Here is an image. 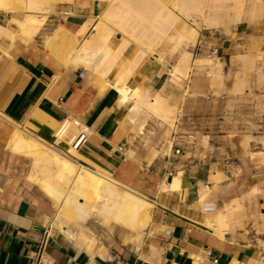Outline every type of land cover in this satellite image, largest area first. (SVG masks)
Wrapping results in <instances>:
<instances>
[{
    "label": "crops",
    "instance_id": "0c3cea01",
    "mask_svg": "<svg viewBox=\"0 0 264 264\" xmlns=\"http://www.w3.org/2000/svg\"><path fill=\"white\" fill-rule=\"evenodd\" d=\"M0 1V264H33L49 226L45 255L50 264H264V75L249 71L243 92H232L235 79L221 86L212 85L208 76L216 62L226 75L237 71L236 63L243 66L239 55L264 53V16L246 15L227 26L202 24L195 43L184 38L175 50V41L182 40L179 30L188 23L195 26L176 10L181 19L171 27L168 15L176 0H155L162 6L134 0L144 2L140 6L151 3L152 10L150 18H139L142 22L130 18L136 30L122 23L126 16L117 19L121 0H46L39 11L25 8L26 3ZM156 7L163 9L158 21ZM193 18L199 23V15ZM123 26L135 36L128 37ZM88 45H93L90 50ZM185 52L191 60L189 78L174 71ZM199 57L215 62L199 69ZM113 58L117 62H109ZM256 59L262 74L264 55ZM133 90L151 100L161 96L175 107L173 125L144 107L133 117ZM251 112L258 116L256 123L241 124ZM224 114L237 121H221ZM68 117L91 129L89 141L73 158L147 198V227L140 231L103 223L101 195L71 202L63 227L55 221L59 203L36 181L44 177L43 166L25 150L21 137L55 143L54 133ZM188 134H195V140ZM173 141L181 145V154L175 153ZM206 188L210 194L204 199ZM206 201L218 209L205 211ZM219 211L228 215L223 224L217 220Z\"/></svg>",
    "mask_w": 264,
    "mask_h": 264
},
{
    "label": "bare ground",
    "instance_id": "6f19581e",
    "mask_svg": "<svg viewBox=\"0 0 264 264\" xmlns=\"http://www.w3.org/2000/svg\"><path fill=\"white\" fill-rule=\"evenodd\" d=\"M44 1H46V0H9L7 3L8 4L11 3V2L26 3L25 8L28 5V9L33 10V11H39V10H41V6H42V4H43ZM64 1H66V0H64ZM111 1H113V0H111ZM121 1H123V2H121V5L122 6L118 4L119 5L118 8L121 9V10L118 13H116V16H117V19H119L118 17L122 18L121 20H123L124 19V16H126V19H125L126 21L123 20L122 23L125 24L126 22H128V23L125 24L127 28H128L127 25L129 24L130 21L136 22L137 20L138 21L140 20L139 18H141V20H142V18H146L148 16V14H149L148 12L151 10V7L149 5L151 3L148 2L149 4H147L146 1H145L146 4L144 6L142 5L143 6V9L142 10H140L139 7H142V6H140V4H142V3L144 4V2H142V3L140 2V4H137L136 2H133L134 0H132L130 3L126 4V3H124V0H121ZM125 1H127V0H125ZM113 2L116 3V0H114ZM127 2H129V1H127ZM137 2H138V0H137ZM7 3H5V4H7ZM117 3H119V1ZM154 3H155V0H154ZM154 3H152V4H154ZM3 4H4L3 1H0V6H3ZM155 4L158 5V4H160V2L155 3ZM161 4L159 6L164 5V4H162V5ZM111 5L113 6L112 3H111ZM135 5H139V7L137 8ZM115 6H117V5L115 4ZM166 6L167 5H165L162 8H169V7H166ZM1 8H4V7H1ZM144 8H147L149 10L147 11ZM158 8L156 7V9L153 10L155 12L154 16H155V19L157 21H158L159 17L161 16L160 15L161 14V11L163 10L162 9L160 11V10H158ZM176 10H179L180 12H182L190 20L192 19L193 22L195 23V26L189 25L188 27H184L185 26L184 25L182 27V29L180 28L181 31L180 30H179V32L176 31V32H178V36L181 37L182 40L181 39L180 40L178 39V40L175 41L176 42V43H174L175 46H174V44L172 46V49L174 48L175 50L177 48H179V46L181 44H183V42H184L183 39L184 38H186L188 44L191 43V42L195 43L196 38H198L197 37L198 31H200V28H201L202 24H204L206 27L207 26L208 27H213V26H219V24H224L225 25L226 23H229V22H232V23L235 22L236 23V21H240L246 15L249 16L250 18H253V19L254 18L263 17L264 16V0H176V3L174 4V9H172L171 12L168 15L169 18H170L169 20H170V23H171V27L172 28H174L175 25H176V23L179 22L178 20L181 19L180 16L176 13ZM141 11H143V12H141ZM169 11H170V9L168 10V12ZM40 13H42V12H40ZM104 13H106V12H104ZM193 14L199 15V19H200L199 20V23L197 22V20L195 18H193ZM102 16H104L105 19H108V18H106L107 16H105V15H102ZM116 16H114V17H116ZM152 16H153V14H152ZM132 17H133V19L130 20V18H132ZM137 17H138V19H137ZM110 18H112V17H110ZM114 19L116 20V18H114ZM134 19H136V20L134 21ZM115 20H113V22H116V23L118 22V26H119V23H120L119 20L118 21H115ZM150 21H152V19H150ZM104 22H106V21H104ZM31 24L29 23V26ZM132 24L134 25L135 23H132L131 22L129 24V26L130 27L131 26L133 27ZM100 25H102V24H100ZM103 25H105V24H103ZM96 26H98V25H96ZM118 26H116V27H118ZM225 26H227V25H225ZM38 27H39V25H38ZM104 27H107V26H104ZM123 27L124 28H122V29L128 35L127 31L129 30L130 27L128 28V30H125V28H126L125 26H123ZM132 27L130 29L136 30V29H134L135 27L134 28H132ZM136 27H137V25H136ZM30 28H33V27H30ZM108 28L109 27L104 28L105 29L104 31H108ZM120 29H118V30H120ZM132 30L130 31L131 32L130 33L131 35H128V37H130L132 35L135 36L134 35V31H132ZM109 31H111V29ZM112 31L115 32V30H113V29H112ZM97 32L99 33V30L96 31V34L98 35ZM111 32H110V35L112 34ZM63 33H64V31H63ZM104 33H106V32H104ZM100 34H102V32ZM126 34H124V35H126ZM135 34H136V31H135ZM142 34H144V33H142ZM97 35H95V36H97ZM102 35L105 36V34H102ZM139 35H140V33H139ZM166 35H167V33H166ZM106 36H108V33L106 34ZM72 37H73V35H72ZM99 37H100V35H99ZM137 37H138V35H137ZM139 37L137 39H139ZM141 37H142V35H141ZM131 38H133V37H131ZM90 39H92V38H90ZM106 39H108V38H106ZM125 39H126V37H125ZM133 39L135 40L136 38H133ZM159 39H158V41H159ZM73 40L76 41L75 39H73ZM89 40H87L88 43H89ZM93 40H95V43H96V39H93ZM170 40H173L174 41L175 40V37L173 36V39L170 38ZM90 41H92V40H90ZM97 41H98V38H97ZM71 42H72V39H71ZM136 42H138V41H136ZM139 42H141V40ZM170 42H172V41H170ZM75 43H72V48H73V44L76 45ZM84 43H86V42H84ZM107 43L109 44V42H107ZM103 44H106V42L103 43ZM124 44H125V42H124ZM93 45H91V46H93ZM97 45L99 46V44H97ZM64 46H65V44H64ZM91 46L88 45V47H90V48H87V49L90 50L91 49ZM94 46L97 49V46L96 45H94ZM125 46L126 45H123V47H125ZM81 47L83 48V46H81ZM143 47H145V46H142V48ZM103 48L105 49V47H103ZM74 49L76 50L77 48H73V50ZM147 49H148V47H147ZM147 49H143V50L146 52ZM120 50H121V53H123L122 50L124 51L125 49L122 48ZM120 50L117 51V52H119V54H120ZM81 51H80L79 55L81 54ZM84 51L87 52L86 49ZM147 52H148V50H147ZM152 53L153 52L151 51V55H152ZM98 54H99V52L96 55L98 56ZM142 54L143 55L142 56L140 55V57H139L141 59L144 56V53H142ZM190 54H192V53H189V55ZM262 55H264V53L258 54L257 57L255 55H249V54L248 55H243V54L242 55H239L240 58L243 60V69H242L241 75H239V76L236 77L235 87H236V89L238 91H240V92H243L244 91L245 86H246L245 85V78H246V74L249 71H257L260 76L261 75H264V73L261 74V70H259L257 68V59H256V58H260ZM113 57L115 58L114 55H113ZM114 58H113V60H111L109 62H112V61L113 62H117V61H115L116 59H114ZM80 59H81V57H80ZM137 60H139V59H137ZM189 60H190V57L186 54V52L183 53V56L180 58L177 66H175L174 71L177 72L178 74H182L183 76L189 78V74H190L189 73V71H190ZM213 61L214 60L211 59V58L199 57V59L197 60V63L199 64V66H201L204 62L212 63ZM115 64L116 63H114V65ZM132 64L135 66L134 63H132ZM216 64L217 65H216L215 68H210L211 69L210 70L211 72H214L217 69L218 70H221L222 69V65L220 64V62H216ZM136 66H137V64H136ZM109 69H112V68H109ZM128 70L130 71L131 69L129 68ZM131 71H133V69ZM127 73L128 72H126V75H127ZM128 75H129V73H128ZM130 76H131V74H130ZM130 76H126V77L130 78ZM219 76L221 77V74L220 73H219ZM263 77L264 76H262V79H264ZM121 78H123V77H121ZM123 87H125V83H124V86ZM123 87H122V89H120V91H121V93L123 95V101H125V100L128 99V95H127V89L126 88H123ZM136 90H133V91H135V93H133L134 94L133 96H135V98L137 99V102H135V103L136 104H139L141 107H144L146 109V111L148 112V114L152 112L155 115L159 116L162 119L163 124L165 123V124H168V125L170 124L171 125L173 123V121H175L174 120V117H176L175 115H176V110L177 109L175 107H173V106L167 105L166 104V101H164L165 99L163 100V99L160 98L161 96L160 97L156 96L153 100H151V98H149L150 96L148 94H146V95H140L139 92L136 91ZM138 90H140V89H138ZM128 92H129V90H128ZM21 141L23 142V144L26 147V149L25 148H23V149H25V150H27V152L33 154V156H35V158L37 159V161H38V163L40 165H42L43 163H46L48 161L49 162V165H50L49 166L50 169H54L53 172H54V176H55V181H52V180L48 179L47 176L49 174H47L46 177H44V178H36V181L41 185V187L45 191L48 192V194H51L53 197H55L57 199V201L59 203L58 204L59 205V212H58V215H57L55 221L58 222V225L60 227H63L64 223L67 222V221L65 222V215L68 213V211H66V208H67V206H69L71 204V202H73L74 200L78 199L79 197H81V199L82 198L83 199L85 198V199H89V200H91V199L94 200V198H97L100 195L105 199V204L104 205L106 207V213L101 216L103 223L108 224V223L114 221V222H117V223H120V224L124 225L127 228H132L134 230H140V231L144 227H147V224L150 221L149 209L151 207V203H149V201L147 200V198H145L144 196H141L135 190H131L132 188L131 189L130 188H127L126 185H122L117 180L109 177L108 175H105V174H102V173H99V172H95V171H93V170H91L89 168H86V167L81 166L80 164H78V162L73 158V157H75V156L78 155V152L76 150L72 149V148L69 149V147H68V141L67 140H61V139H59L57 141V143L60 144L62 142L63 146H65V148H67L68 153H66L63 150H61V149L53 146L51 143H48V142H45V141H41V140H37V139H33V138L32 139H26L24 137H21ZM121 187L123 188L122 191H120V188ZM209 194H210V190L207 189V188L204 189V191H203V198L204 199L207 198ZM70 207H72V206H70ZM223 213H224V211H223ZM223 213H222V211H219L217 213V215H216L219 224H223L224 220L227 219V216L228 215L227 216L226 215H222ZM230 213H231V211H230ZM227 221H225V223H228Z\"/></svg>",
    "mask_w": 264,
    "mask_h": 264
},
{
    "label": "built area",
    "instance_id": "2783aa9c",
    "mask_svg": "<svg viewBox=\"0 0 264 264\" xmlns=\"http://www.w3.org/2000/svg\"><path fill=\"white\" fill-rule=\"evenodd\" d=\"M90 136H91V129L84 122H82L81 119L76 117H68L61 122L60 126L55 131L54 133L55 143H52V145L68 153L67 149L61 147L62 142L60 144L57 143L59 139L67 140L69 149L72 148L78 151L87 144V142L90 139ZM188 138L191 140H195L196 137L195 134H188ZM173 145H174L175 153L181 154L182 153L181 145H179L175 141H173ZM206 158L207 156H204V159ZM172 174H173L172 172L169 173V175ZM203 209L207 212H215L217 209V205L214 202H206L203 205ZM50 231H51V226H49L45 230L40 246L35 253L33 264H50V261L45 255V249L50 238ZM212 255L213 252L211 250H207V256L212 257ZM213 262L217 263L218 260L213 259Z\"/></svg>",
    "mask_w": 264,
    "mask_h": 264
},
{
    "label": "rangeland",
    "instance_id": "374dc122",
    "mask_svg": "<svg viewBox=\"0 0 264 264\" xmlns=\"http://www.w3.org/2000/svg\"><path fill=\"white\" fill-rule=\"evenodd\" d=\"M176 3V1L175 2H173V8L172 9H174V4ZM178 14V13H177ZM183 14V13H182ZM179 16H180V14H178ZM184 15V14H183ZM184 16H186V15H184ZM181 17V16H180ZM186 19H187V21H190V19L186 16ZM189 26V24H186L184 27H188ZM238 58H239V60H241V62L243 63V60L240 58V56H238ZM214 60V59H213ZM236 65V67H237V71L235 72V73H230V71L225 75L224 73L225 72H223V70L221 69V70H216V71H214V72H211L210 70V68H211V66L210 67H208V76H209V78L211 79V84L213 85V84H215L216 82H221V86H223V84H224V82L225 81H227V80H232V79H235V82H236V77L237 76H239V75H241V72H242V69H243V66L241 67V65L239 64V63H236L235 64ZM214 68V67H213ZM199 69H202V67L201 66H199ZM219 73L221 74V77L219 76ZM235 91H237V92H240V91H238L237 89H236V87H235V83H234V91H232V92H235ZM200 107H202L203 109L205 108V106H200ZM221 108H224V109H226L228 106H226V105H221L220 106ZM140 108H141V106L139 105V104H136L135 106H134V108H133V110H132V116L134 117L135 115H137L138 113H139V111H140ZM151 114H154V113H152L151 112ZM155 115V114H154ZM155 116H157V115H155ZM158 118H160L159 116H157ZM258 116L257 115H255L254 113H248V114H246V118L244 119H240L239 121H240V123L242 124V123H246V124H255L256 123V118H257ZM161 119V118H160ZM162 120V119H161ZM225 120V122H227L228 121V115H226V114H224V116L221 118V121H224ZM230 122L232 121V122H234V121H237V120H229ZM228 121V122H229ZM173 125V123L170 125V126H172ZM263 139H264V137H263ZM70 155V154H69ZM37 165L38 166H40V164L38 163V161H37ZM42 166H43V169H44V177H46V175L47 174H49L47 177H48V179H50V180H52V181H55V176H54V169H50V165H49V162L47 161L46 163H43L42 164ZM48 169V170H47ZM106 175V174H105ZM43 177V178H44ZM206 202H210V201H206ZM212 202V201H211ZM217 209H218V207H217Z\"/></svg>",
    "mask_w": 264,
    "mask_h": 264
}]
</instances>
